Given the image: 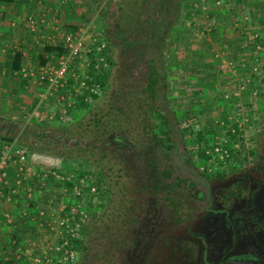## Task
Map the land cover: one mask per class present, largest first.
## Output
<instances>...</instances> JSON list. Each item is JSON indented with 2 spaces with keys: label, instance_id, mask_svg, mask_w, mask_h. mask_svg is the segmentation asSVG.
<instances>
[{
  "label": "trees",
  "instance_id": "16d2710c",
  "mask_svg": "<svg viewBox=\"0 0 264 264\" xmlns=\"http://www.w3.org/2000/svg\"><path fill=\"white\" fill-rule=\"evenodd\" d=\"M188 1L109 2L106 12L101 9L103 14L113 16L103 33L109 68L98 72L93 63L88 68L91 81L83 93H71L78 110L90 111L88 122L75 118L60 124L37 125L41 129L62 130L67 137L64 141H68L69 136L77 138L78 142L71 147L62 144L63 147L57 149L64 157L77 152L78 159L97 170L98 180L84 189L80 187L83 195L79 199L100 201L102 192L107 193L105 208L90 214L81 228L82 237L76 240L80 245L76 264H198L200 245L182 232L185 228L188 230L196 216L197 209L190 208L192 200L203 202L201 208L208 216L206 220H212L219 212L230 213L225 207L213 208L209 191L214 181L239 173V160L247 156L231 152L228 158L220 160L214 151L223 144L219 137H225L230 143L242 140L233 133L236 124L224 119L216 125H204L200 120L184 133L180 130L179 113L169 109L171 85L165 56L172 33L185 23V10L198 0ZM109 32L115 34L109 35ZM45 50L58 56L65 53L62 46H49ZM20 67L18 56L14 70L19 71ZM139 79L141 85L137 84ZM97 84L101 91L93 95L91 88ZM101 94L107 95L108 109L93 110L86 100L97 101ZM257 97L264 100V90H258ZM247 105L245 110L251 109V105ZM248 117L249 125L258 126L261 136L260 117L256 119L252 114ZM26 135L27 132L17 140L19 146L29 147L32 153L44 152L37 143L28 145ZM185 138L195 151V156L188 155L185 159L194 168L191 175L180 171V147L185 146ZM46 140L54 143L57 137L51 132ZM12 141L14 138L0 134L1 143ZM249 154L260 157V164L264 163V156L257 147ZM196 162L206 167L200 175L195 171ZM93 187L97 195L92 194ZM69 189L72 190V184ZM238 189V184L226 187L221 191L222 200L230 202L235 196L242 198L245 189L237 192ZM159 213L165 214L167 223L159 221L162 218L158 217ZM209 224L207 227L211 226ZM220 230L228 232V226H221Z\"/></svg>",
  "mask_w": 264,
  "mask_h": 264
},
{
  "label": "rangeland",
  "instance_id": "374dc122",
  "mask_svg": "<svg viewBox=\"0 0 264 264\" xmlns=\"http://www.w3.org/2000/svg\"><path fill=\"white\" fill-rule=\"evenodd\" d=\"M113 1L86 0V6H90L88 9L89 18L83 19L82 17L83 24L89 25L90 33L101 41L105 39L103 38V33L106 31V25L110 23V19L113 17L109 14V16L103 14L101 9L104 8L106 12L109 2L112 3ZM110 10L112 12L113 8ZM115 20L117 21V19ZM184 21L185 23L177 27L172 33L170 43L167 46L168 52L165 56L169 75L168 80L171 85V92L168 93L169 109L177 110L179 113L181 132L187 133L189 127L193 123H199L198 121L200 120L204 125L206 123L216 125V121L224 119L231 121L242 112L248 115L252 114L256 119L260 117L259 123L263 127V132L259 136L258 126L254 124L246 125L247 138L250 141L256 139L253 144L262 153L261 156H264V100L259 99L258 95H254L255 90H264V0H225L222 6H217L214 0H198L193 3L192 7L189 6L185 10ZM113 33L109 32V35H113ZM103 42L107 46L106 40ZM77 63L79 62L77 61L74 65L72 74L79 76L80 70L78 68L80 64ZM53 64L54 62L49 65ZM139 75L140 72L136 74V78ZM137 84L141 85V79L137 80ZM243 86H246L247 89L240 94V88ZM68 87L53 93L49 99L43 100L40 104L43 107L41 111L47 118L58 113L63 108L61 96H65L67 100L68 98L72 100L73 97H70L72 91L68 90ZM7 95L5 97L7 104H2L1 113H6L11 106L12 97L9 96L8 99ZM27 101L25 104L22 102L20 108L24 105L25 108L29 107L30 110L32 100L28 98ZM106 101L107 95L101 94L99 99L93 102V110L100 108L107 110L108 102L106 103ZM247 104L251 105V109L245 110L244 107L249 106ZM90 115L89 110L78 111L77 108L69 112L64 120H50L48 118L41 121L38 118V123L33 122L31 124H28L30 123L29 116L27 119L19 114L16 116H3L7 123L12 120V116L19 120L21 119L22 122L18 126H11L2 135L18 140L22 137L21 135L24 136L27 132L26 143L28 145L37 143L36 145L43 149L44 152L32 153L29 147L24 148L32 168L44 173H59L67 180L66 184H64L51 178L40 177L37 178L38 182H34L33 179L29 182H24V184L27 183L28 191H24L22 193L24 194L23 198L20 199L26 205L30 204V207L24 204L27 207H25V210L28 214L26 216L22 214V219L25 222V217L28 218L26 224L23 221H17L16 226L18 228L13 227L15 225L13 224L12 230L24 229L26 226L28 233L32 235L30 234V238L27 235L25 243L22 242V244L28 246L35 244L37 250H41L37 252V256L41 258L51 247L54 248L62 242L57 230L61 231L64 228L61 229L59 227L58 221H61L66 216L68 204H73L74 201H77L73 197L69 186L76 184L84 189L89 183L96 182L99 176L96 169L77 158V152L72 154L68 151L70 153L68 154L69 156L64 157V154L57 149V147L62 148L65 144L68 145L67 147H71L73 143L76 144L78 142L77 138L69 136L68 141H64L67 137L63 136L62 130L59 131L56 128L41 129L37 125L41 123L60 124L75 118H80L87 123ZM51 132L57 137V141L55 140L56 142L54 143H49L46 140ZM46 134L48 135L46 136ZM185 139L186 141H183L185 146L180 147V155L182 156L180 171L183 174L185 173V175H191L194 168L188 165L185 159L188 155L195 156V151L192 149L188 139ZM2 145L4 143L0 142V147ZM256 158H259V162L254 167V170H251L252 168L246 171L239 170V173L226 180H216L211 183L209 198L214 209L225 207L230 212L234 210L241 212L245 216L250 213L257 217L264 213V163L260 164L261 158ZM195 169L200 175V173L205 172V165L201 162H196ZM236 184L239 187L237 192L245 189L242 198L235 196L233 201H230L231 203L222 200L221 191L226 189V187H234ZM100 198V201L83 198L78 199V202L82 209L92 214L105 208L107 193L102 192ZM200 202V200H192L190 208L195 207L197 209L194 213L196 216L191 221L188 230L186 231L185 228L182 232L185 235L188 233L190 238L200 243V257L204 258L203 245L208 242L210 249L214 248L217 244V233H221L219 229L228 223L226 218L221 215L212 217L213 219H210L211 222L206 220L208 216L203 214L204 210L201 208L203 202ZM32 204L33 206H31ZM33 207H35L34 211H32ZM160 216L162 218L159 221L165 220L167 223L165 214L159 213L158 217ZM209 223L211 226L207 227ZM262 224L264 225V223ZM243 228L239 232L241 243H248V245L253 246V252H258V255L260 254L259 256L264 259V234L256 231L247 222L244 223ZM177 230H179L178 227ZM217 230L219 231L213 234V231L215 233ZM224 233H226L229 243L230 235L225 231ZM79 237H82L81 232ZM227 238L224 243H227ZM74 243L77 246L74 263L76 264L80 258L78 254L80 245L79 241L77 243L74 240ZM8 248L9 251L12 250L10 246ZM27 255L28 257L24 261L18 259L17 256H15V260L22 261L21 264H30L31 257L29 254Z\"/></svg>",
  "mask_w": 264,
  "mask_h": 264
},
{
  "label": "crops",
  "instance_id": "0c3cea01",
  "mask_svg": "<svg viewBox=\"0 0 264 264\" xmlns=\"http://www.w3.org/2000/svg\"><path fill=\"white\" fill-rule=\"evenodd\" d=\"M86 5V0H13L9 3L0 2L1 134L8 131L11 126H18L22 122L21 119L19 120L14 116L19 114L21 116L23 115L26 119L29 116L30 123L28 124L36 123L39 119L33 116V113L37 111V108L43 110L40 102L43 96L42 93L45 92V86L36 83L34 80L20 78L19 71L14 70L15 59L20 56V68L28 65L35 72H38L40 68L48 66L50 63L54 62L55 64L59 56L55 53H47L45 50L46 47L62 46L63 35L75 31L78 27L88 26L90 28L89 25L83 24V19L89 18L88 9L90 6ZM77 61L79 62L77 64H80L78 68L80 75L78 77L82 79L88 73V69L84 66V61ZM76 62L72 64L71 73L67 77L65 84V88L69 84L68 90L75 92L78 87L76 86L78 82H76L73 76L74 73L72 74V72L74 71ZM6 94H8V99L9 96L12 97L11 106L6 113H1L2 104L7 102L5 98ZM70 95L74 99V96L72 94ZM28 98L32 100L31 106L29 105L31 109L29 110V107L25 108L24 105L20 108L22 102L24 104L28 102ZM5 115L14 116L7 123V120H4L5 117L3 118ZM14 168L12 167L11 169L12 179H14L16 174ZM13 181L11 180V183ZM24 191H28L27 183L19 188L18 195L11 203H6L0 199V264H4L6 261L8 264H21L28 257L27 254L34 253L37 255V252L41 251L39 249L37 250L35 244L30 246L22 244L27 235H29L28 238L31 237V233H28L29 231L26 229V226L24 229L12 230L13 224H15L13 227L16 228L17 221H23L22 214L25 216L28 214L25 207H30V204L26 205L20 199L23 198L24 194L22 193ZM32 209L34 211L35 207ZM36 209L38 210L37 207ZM6 213L10 215L11 223L5 218ZM26 218L28 217H25L27 221ZM26 221H23L24 224H26ZM15 237L17 238L15 239ZM9 246L12 248L11 251H9ZM18 251L19 253L16 254ZM15 256H18V259L22 261H16Z\"/></svg>",
  "mask_w": 264,
  "mask_h": 264
},
{
  "label": "built area",
  "instance_id": "2783aa9c",
  "mask_svg": "<svg viewBox=\"0 0 264 264\" xmlns=\"http://www.w3.org/2000/svg\"><path fill=\"white\" fill-rule=\"evenodd\" d=\"M225 0H214L217 6H222ZM62 47L65 49V53L57 57L54 65H48L39 69L38 72L33 71L28 65L23 66L19 70V75L24 80H34L36 83L45 86V92L42 96V100H47L53 93H57L65 88L67 77L71 73V66L76 60L84 61V66L88 69L93 63L96 71L100 72L103 69H108L109 64L107 58L104 55V51L107 46L104 42L98 39L95 35L90 33L88 26L78 27L75 31L65 33L62 37ZM78 87L76 93H83L91 77L87 74L82 79L73 74ZM247 89L246 86L240 88L241 94ZM101 91V87L97 84L91 88L93 95H98ZM254 95H258V90L254 91ZM61 102L63 108L53 116L48 117L50 120L59 119L64 120L69 112L77 109L78 103L74 99L67 100L65 96H61ZM87 103L93 104L91 98L86 100ZM246 112V111H245ZM35 117L41 121L48 119L37 108V111L33 113ZM43 114V115H41ZM228 120V119H227ZM231 120V119H230ZM219 121H216L218 123ZM228 122H234L236 129L233 133L238 134L239 140L237 142L230 143L225 137H219L223 144L217 146L214 151L218 154L220 160H224L229 157L231 152L241 153L247 155L239 160V170L246 171L249 168L254 170V167L259 162V158L251 156L249 151L256 147L252 141L247 137V126L249 125V117L247 113L238 114L233 120ZM224 123V122H222ZM246 127V128H245ZM209 154V152H207ZM14 168L16 173L14 179L11 176V169ZM206 168V167H205ZM205 171V170H204ZM54 179L61 183L66 184V178L56 172L44 173L43 171L34 170L29 163L27 152L19 146L17 140L10 143H5L0 147V199L6 203H11L13 199L18 195L19 188H21L26 181H30L35 178ZM11 180H14L11 183ZM72 195L75 198L73 204H68L66 216L61 221H58L61 231L57 230V234L62 238L60 245L50 248L43 254V258L37 256L34 253H29L31 257L30 264H74L76 259V241L79 238L82 226L88 222L89 213L82 209L78 199L82 197L83 192L81 188L73 184ZM96 188H92V194H96ZM80 200V199H79ZM5 218L11 223V218L8 213L5 214ZM19 251L16 253L18 254ZM18 258V256H17ZM4 264H8L7 261Z\"/></svg>",
  "mask_w": 264,
  "mask_h": 264
},
{
  "label": "flooded vegetation",
  "instance_id": "af4514ba",
  "mask_svg": "<svg viewBox=\"0 0 264 264\" xmlns=\"http://www.w3.org/2000/svg\"><path fill=\"white\" fill-rule=\"evenodd\" d=\"M217 215L229 219L226 226H228L227 233L230 235V242L228 243L226 233H217L221 228L215 231L218 235L217 244L212 249H210L208 242L204 244V258L201 256L199 262H201V264H264L263 257L259 256L260 254L258 255V252H253V246L248 245V243H241L239 236V232L244 229V223L246 222L254 227L256 231L264 234V225L262 224L264 223V213L260 217L253 216L250 213L248 216H245L241 212L233 210L227 214L228 216L224 215L222 212L217 213L216 217H218ZM226 238L228 244L224 243Z\"/></svg>",
  "mask_w": 264,
  "mask_h": 264
}]
</instances>
